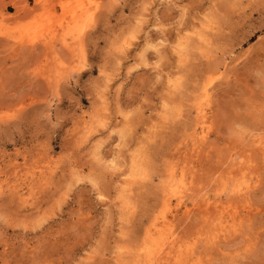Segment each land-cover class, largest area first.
<instances>
[{"label": "rangeland", "instance_id": "1", "mask_svg": "<svg viewBox=\"0 0 264 264\" xmlns=\"http://www.w3.org/2000/svg\"><path fill=\"white\" fill-rule=\"evenodd\" d=\"M157 263L264 264V0H0V264Z\"/></svg>", "mask_w": 264, "mask_h": 264}, {"label": "bare ground", "instance_id": "2", "mask_svg": "<svg viewBox=\"0 0 264 264\" xmlns=\"http://www.w3.org/2000/svg\"><path fill=\"white\" fill-rule=\"evenodd\" d=\"M155 44H156V43H155ZM157 45H158V44H157ZM207 91H208V90H207ZM204 94H206V89H205ZM202 132H204V128H202ZM201 134H202V133H201ZM204 138H205V135H204V134L201 135L200 137H198V139L200 140V143H201L202 140H204ZM196 139H197V138H196ZM196 139H195V140H196ZM238 176H239V175H238ZM243 177H245V176H243ZM244 179H245V178H244ZM243 181H244V183H245L246 180H243ZM241 182H242V180H241ZM241 182H240V183H241ZM184 183H185V182H184ZM240 183H239V184H240ZM242 184H243V183H242ZM233 185H234V184H233ZM248 187H249V184H248V182H247V183H245L243 186H240V187L238 186L237 191H242V190H244V189H247ZM235 188H236V187H235ZM252 188H253V187H252ZM182 190H183V189H182ZM182 190H181V191H182ZM244 191H245V190H244ZM244 191H243L242 194L245 196L246 194H244ZM183 193H184V192H183ZM183 193H182V194H183ZM238 193H239V192H238ZM244 196H243V197H244ZM161 224H162L163 227H164V226L167 227V228H168V227H171V221H169V220L167 219L166 216H163V217H162ZM158 226H159V225H158ZM158 226H157V224L154 225L155 231H160V230H161V229L159 230V228H157ZM172 231H173V230H172ZM149 232H150V231H149ZM167 232H168V231H167ZM150 233H151V232H150ZM169 234H170V233H169ZM153 235H154V234H153ZM170 235H171V234H170ZM172 235H173V234H172ZM165 236H167V235H165ZM168 237H169V236H168ZM168 237H167V238H168ZM164 238H165V237H164ZM169 240H170V239H169ZM169 240H168V242H169ZM160 242H161V241H160ZM166 242H167V241H166ZM175 242H176V241H175ZM158 244H159V243H158ZM161 245H163V244H161ZM174 246H175V245H174ZM157 247H158V246H157ZM159 247H160V246H159ZM172 248H173V247H172ZM155 251H156V250H155ZM158 251H159V250H158ZM156 253H158V252L156 251ZM171 255H172V254H171ZM158 258H159V257H158ZM161 259H162V258H161ZM169 260H170V259H169ZM166 261H167V260H166ZM157 262H158V261H157ZM164 263H165V262H164ZM157 264H159V263H157Z\"/></svg>", "mask_w": 264, "mask_h": 264}]
</instances>
